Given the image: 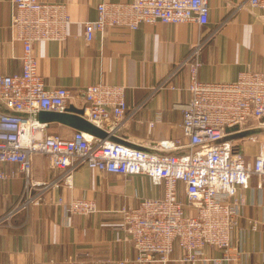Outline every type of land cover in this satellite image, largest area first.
Masks as SVG:
<instances>
[{
	"label": "crops",
	"instance_id": "0c3cea01",
	"mask_svg": "<svg viewBox=\"0 0 264 264\" xmlns=\"http://www.w3.org/2000/svg\"><path fill=\"white\" fill-rule=\"evenodd\" d=\"M65 3L72 23L64 42L43 41L34 46L38 72L46 86L71 90L70 105L82 109V90L91 84L127 87V112L114 128L112 138L140 147L164 139L188 143L183 132L182 105L189 102V71L180 66L201 44L199 79L233 82L240 72L264 71V23L249 0H210L209 23L142 24L137 30L124 26L107 29L87 41L84 22L97 18L102 2L132 0H41ZM241 6V7H239ZM13 0H0V74L21 73L23 45L12 27ZM171 87H174L172 89ZM75 129L61 123L48 124V133L69 137ZM264 142V129L251 128ZM259 142L242 144L248 160L259 154ZM182 149L176 151L180 153ZM6 171L18 165H0ZM64 170H52L44 154H35L30 181L53 182L47 189L31 187L19 174L0 181V264H139L135 244L122 229L123 206L137 205L143 198H163L164 186L144 175L123 176L91 170L83 165L74 172L73 188L63 183ZM252 177L241 190L245 205L232 232L235 258L223 257L219 249L206 247L197 262H180L176 248L165 264H264V188ZM179 197L186 201L184 184ZM86 198L96 205L88 215L66 213L60 200ZM25 202H29L26 207ZM149 264H164L160 262Z\"/></svg>",
	"mask_w": 264,
	"mask_h": 264
},
{
	"label": "built area",
	"instance_id": "2783aa9c",
	"mask_svg": "<svg viewBox=\"0 0 264 264\" xmlns=\"http://www.w3.org/2000/svg\"><path fill=\"white\" fill-rule=\"evenodd\" d=\"M13 3L12 27L23 45L24 66L21 73L0 74V165L16 164L18 170L0 168V181L23 174L26 190L57 185V181H30L35 154H44L50 169L64 170L63 183L70 188L75 170L83 165L110 174L147 176L154 185L164 186V197L143 198L137 205L119 210V227L135 244L139 264L171 262L176 248L183 253L180 262L199 261L206 247L223 252L216 262L233 260L239 251L233 245L232 232L245 205L241 190L249 188L252 177L258 179L259 189L264 188V142L255 134L239 137L251 128L264 129V71H242L233 82H203L199 79V43L180 64L189 71L191 98L182 105L187 144L164 139L143 149L79 130L69 137L52 135L48 123L39 121L37 115L66 111L73 95L65 87L46 86L38 72L34 46L43 41L64 42L72 19L65 3ZM249 4L259 10L264 23V0H249ZM209 18L210 0H132L102 2L97 6V18L83 24L86 40L91 42L111 27L134 31L142 24L187 22L203 27ZM126 92L127 87L121 85H88L82 90L84 117L102 130L113 131L127 112ZM247 139L259 142L254 160H248L242 148ZM183 148L186 150L176 153ZM180 183L186 201L179 197ZM60 203L66 213L96 211L95 203L86 198L61 199Z\"/></svg>",
	"mask_w": 264,
	"mask_h": 264
},
{
	"label": "water",
	"instance_id": "95a60500",
	"mask_svg": "<svg viewBox=\"0 0 264 264\" xmlns=\"http://www.w3.org/2000/svg\"><path fill=\"white\" fill-rule=\"evenodd\" d=\"M83 113H84L83 109H77L70 105L64 112L55 113L52 111H41L37 115V118L39 119V121L44 122V123H48V124L61 123L75 130L84 131L94 137H97L100 139H110V140L115 141V139L112 138V135L110 132H107L104 129L102 130V128L98 127L91 121L87 120L84 117ZM227 131H229V129H227ZM247 135L248 134L244 132V133L239 134V137H245Z\"/></svg>",
	"mask_w": 264,
	"mask_h": 264
}]
</instances>
